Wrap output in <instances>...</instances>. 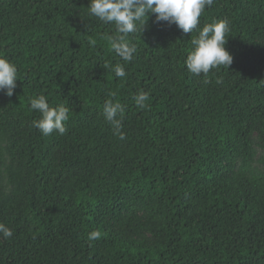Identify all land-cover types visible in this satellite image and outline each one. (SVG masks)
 <instances>
[{"label": "trees", "instance_id": "1", "mask_svg": "<svg viewBox=\"0 0 264 264\" xmlns=\"http://www.w3.org/2000/svg\"><path fill=\"white\" fill-rule=\"evenodd\" d=\"M89 2L0 0V55L20 79L0 92V223L13 232L0 264H264V0L205 8L198 28L227 19L234 57L207 84L185 65L198 30L154 14L117 78L103 67L120 61L114 26ZM39 94L70 108L63 135L32 126ZM107 99L125 106L123 140Z\"/></svg>", "mask_w": 264, "mask_h": 264}, {"label": "clouds", "instance_id": "2", "mask_svg": "<svg viewBox=\"0 0 264 264\" xmlns=\"http://www.w3.org/2000/svg\"><path fill=\"white\" fill-rule=\"evenodd\" d=\"M214 2L215 0H90L87 6L89 14L104 24L114 26V34L108 35L107 39L111 49L123 61H117L115 65L105 63L103 67L111 68L117 78L126 77L125 64L131 63L137 53V46L130 42L129 37L141 30L143 32L149 15L154 14L155 22L175 24L184 33L198 30V35L191 38L192 49L186 57L185 65L189 73L195 76L203 74V82L209 83L207 77L213 68H230L234 59L226 48L227 34L230 31L227 19L214 20L198 28L205 8H210ZM18 80L15 63L0 55V92L11 97ZM216 82L221 83L222 80L217 79ZM110 95L115 96L114 93ZM149 95L143 90L137 92L133 97L136 106L145 108ZM30 108L39 113V119L33 120L32 126L42 135L48 136L53 132L63 135L67 131L65 122L70 118V108L63 104L52 106L43 94L30 100ZM124 113L123 104L114 102L113 99L104 102L103 116L121 140L125 139L122 131ZM99 235L98 231H93L88 234V239H98ZM0 236L9 239L13 232L4 223H0Z\"/></svg>", "mask_w": 264, "mask_h": 264}, {"label": "rangeland", "instance_id": "3", "mask_svg": "<svg viewBox=\"0 0 264 264\" xmlns=\"http://www.w3.org/2000/svg\"><path fill=\"white\" fill-rule=\"evenodd\" d=\"M254 140L256 142V148L258 150V158L264 155V138L258 132L254 135Z\"/></svg>", "mask_w": 264, "mask_h": 264}]
</instances>
